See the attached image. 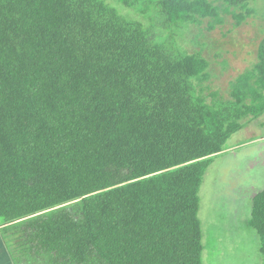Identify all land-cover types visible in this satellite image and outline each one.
<instances>
[{
    "label": "trees",
    "instance_id": "16d2710c",
    "mask_svg": "<svg viewBox=\"0 0 264 264\" xmlns=\"http://www.w3.org/2000/svg\"><path fill=\"white\" fill-rule=\"evenodd\" d=\"M253 1L0 0V236L14 264H203L200 189L264 115V40L225 100L181 39L228 18L238 30ZM252 201L264 264V190Z\"/></svg>",
    "mask_w": 264,
    "mask_h": 264
},
{
    "label": "rangeland",
    "instance_id": "374dc122",
    "mask_svg": "<svg viewBox=\"0 0 264 264\" xmlns=\"http://www.w3.org/2000/svg\"><path fill=\"white\" fill-rule=\"evenodd\" d=\"M249 8L254 14L238 30L231 31L233 23L228 18V24L212 34L204 36L198 29L199 33L181 39L184 48L195 49L194 54L201 53L212 64V89L225 100L229 85L252 71L258 45L264 40V0L253 1ZM226 149L213 160L200 189L203 264H262L260 242L249 218L252 199L264 190V115L244 121Z\"/></svg>",
    "mask_w": 264,
    "mask_h": 264
},
{
    "label": "crops",
    "instance_id": "0c3cea01",
    "mask_svg": "<svg viewBox=\"0 0 264 264\" xmlns=\"http://www.w3.org/2000/svg\"><path fill=\"white\" fill-rule=\"evenodd\" d=\"M0 264H14L9 250L0 236Z\"/></svg>",
    "mask_w": 264,
    "mask_h": 264
}]
</instances>
